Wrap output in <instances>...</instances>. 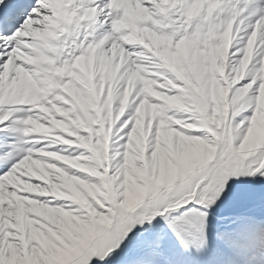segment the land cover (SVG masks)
<instances>
[{"label":"snow or ice","instance_id":"1","mask_svg":"<svg viewBox=\"0 0 264 264\" xmlns=\"http://www.w3.org/2000/svg\"><path fill=\"white\" fill-rule=\"evenodd\" d=\"M0 264H264V0H0Z\"/></svg>","mask_w":264,"mask_h":264}]
</instances>
